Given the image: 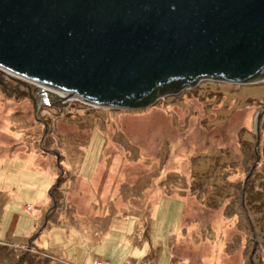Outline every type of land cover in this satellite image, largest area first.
Listing matches in <instances>:
<instances>
[{"label": "rangeland", "instance_id": "374dc122", "mask_svg": "<svg viewBox=\"0 0 264 264\" xmlns=\"http://www.w3.org/2000/svg\"><path fill=\"white\" fill-rule=\"evenodd\" d=\"M262 106L264 81L35 115L0 91V264H264Z\"/></svg>", "mask_w": 264, "mask_h": 264}, {"label": "water", "instance_id": "95a60500", "mask_svg": "<svg viewBox=\"0 0 264 264\" xmlns=\"http://www.w3.org/2000/svg\"><path fill=\"white\" fill-rule=\"evenodd\" d=\"M0 71L34 115L70 100L145 109L204 80L258 84L264 0H0Z\"/></svg>", "mask_w": 264, "mask_h": 264}, {"label": "flooded vegetation", "instance_id": "af4514ba", "mask_svg": "<svg viewBox=\"0 0 264 264\" xmlns=\"http://www.w3.org/2000/svg\"><path fill=\"white\" fill-rule=\"evenodd\" d=\"M32 87V85H31ZM33 88V87H32ZM31 88V91H32ZM26 89V88H24ZM22 90L21 85L16 82L15 80L9 78L5 73L0 71V91L5 92L7 94L11 95H20L22 96ZM24 92H28V90H24Z\"/></svg>", "mask_w": 264, "mask_h": 264}, {"label": "trees", "instance_id": "16d2710c", "mask_svg": "<svg viewBox=\"0 0 264 264\" xmlns=\"http://www.w3.org/2000/svg\"><path fill=\"white\" fill-rule=\"evenodd\" d=\"M91 169H92V168H91ZM88 175H89V174H88ZM8 205H10V203H9ZM11 206H12V205H10V207H7L6 209H8L7 212H8L10 215H13L14 213L12 212L13 210H12ZM163 208H164V210H165V207H164V206H163V207L160 206V209H161V210H162ZM14 216L18 217L19 215L14 214ZM160 216H164V213L161 212L156 218H158V217H160ZM129 219H130V220H133V218H131V217H130ZM171 220H172V219H171ZM5 223H6V221H5ZM46 224H47V223H46ZM48 229H49V227L46 228V225H45V226L43 227V229L41 230V232H40L41 235L38 234V236H37V237H38V242H40L41 245H43V242L47 239V235L45 236V234H46V231H48ZM44 230H45V234H44V236L42 237V235H43L42 232H43ZM67 231H68V230H67ZM67 231L64 230V232L66 233L65 236L70 235V234L67 233ZM65 236H64V237H65ZM37 237H35V238H37ZM67 238H68V237H67ZM33 241H34V239H33ZM47 243H49L48 240H47ZM61 250H62V251L60 252V254H59L58 256H60V258H63V257H62L63 255L61 256V254H63V249L61 248ZM68 263L71 264L70 262H68Z\"/></svg>", "mask_w": 264, "mask_h": 264}, {"label": "crops", "instance_id": "0c3cea01", "mask_svg": "<svg viewBox=\"0 0 264 264\" xmlns=\"http://www.w3.org/2000/svg\"><path fill=\"white\" fill-rule=\"evenodd\" d=\"M37 198H38V197H37ZM39 200H40V199H39ZM14 233L16 234L17 232H14V230H13V231H12V234H14Z\"/></svg>", "mask_w": 264, "mask_h": 264}]
</instances>
